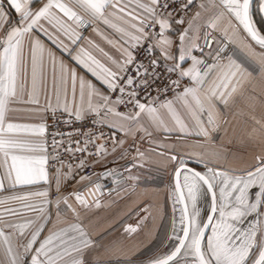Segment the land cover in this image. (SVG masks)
<instances>
[{
	"label": "snow or ice",
	"instance_id": "6c2138e0",
	"mask_svg": "<svg viewBox=\"0 0 264 264\" xmlns=\"http://www.w3.org/2000/svg\"><path fill=\"white\" fill-rule=\"evenodd\" d=\"M174 2L0 0V168L4 169L0 190L5 189V179L12 188L48 183L47 145L43 140L37 143L20 138L21 134L43 138L47 132L46 125L15 123L9 117L14 110L12 106L20 102L21 95L29 88V76V100L26 102L40 104L46 63L56 99L53 107L45 92L47 108L53 111L62 108L77 121L86 114H94L95 117L101 112L106 116L114 115L121 121L135 122L136 130L148 137L152 132L140 123L142 115L148 118L155 131L169 135L176 132L178 140L195 136L200 138L197 140L200 143V140L208 141L212 133L226 123L220 119V106L227 108L230 102L240 97L249 101L250 108L255 107L259 98L246 94L256 80L264 83V34L256 28L251 15L253 0H199L198 4L196 0H183L180 8L185 14L193 7L199 9L187 19L184 16L176 18L172 11H168L170 3ZM5 3L19 14L14 24L4 8ZM258 3L260 10L264 11V0H258ZM101 23L118 34L114 41L94 28L97 35L120 52L119 59H114L94 41L89 43L98 55L80 47L83 31ZM174 24L187 26L173 29ZM154 28H158L155 36L149 31ZM170 29L178 35V56L172 52L175 41L165 34ZM40 33L106 85L108 94L58 59L41 39ZM214 33H219V37ZM144 42L151 43L147 51L159 48L165 61H176L168 66L167 71L178 73L180 79L171 80L170 86L162 90L164 93L173 91V99L161 101L159 92L155 100L147 103L137 98L140 95L137 87L146 89L151 86L150 78L152 82L158 79L155 72L157 60L152 58L146 66L136 61L133 54V50ZM76 48L79 52L72 55ZM206 48L211 60L193 54L194 50L203 53ZM188 59L191 66L182 68V63ZM130 67L135 70V75L129 73ZM183 78L188 82L182 86ZM111 93H118L115 100ZM261 96L264 97V91ZM259 102L264 105V99ZM128 104L136 109L134 114L115 109V105ZM165 114L171 123L165 120ZM253 120L264 133V122L255 117ZM119 127L126 134L133 131L131 128L125 130L123 123ZM256 131L254 128L253 132ZM81 135L87 137L85 147H77L76 152L86 151L87 143L93 142V133ZM58 146L59 142L54 140L53 149ZM158 147L168 148L166 144ZM115 148L114 144V151ZM65 150L71 151V148L66 147ZM100 151H104L103 145ZM172 151L174 154L166 158L176 165L171 199L174 209L179 205V231L173 228L169 252L154 258L149 264H264V154L257 156L255 163L239 170L221 166V157L217 154L205 163L204 171H199L185 163L175 146ZM137 152L140 160L146 162L145 153L139 149ZM159 155L163 157L165 152ZM120 158H123V153ZM85 166L86 162L81 160L80 169ZM139 166L143 167V164ZM100 175L107 178L116 175V171L108 169ZM79 179L84 181L91 177L81 175ZM59 183L58 177L57 192ZM94 188L99 192L101 185L95 183ZM48 197L49 192L42 190L0 199V207H4L8 216L25 215L17 208L8 207L10 202H18L20 208L36 213L35 217L21 221H9L0 213V247L6 257L0 264H105L99 258L94 259L98 252L97 242L80 221L77 207L69 202L74 197L80 206L90 208L92 204L81 192L57 197L56 224L64 226H54L42 237L46 224L50 222V213L45 206L53 203ZM202 197L209 204L206 211H202L200 206ZM33 198L43 199L37 202ZM61 203L65 209L60 208ZM93 203L99 207L98 200ZM65 210L73 213L71 222L67 217H61Z\"/></svg>",
	"mask_w": 264,
	"mask_h": 264
},
{
	"label": "crops",
	"instance_id": "0c3cea01",
	"mask_svg": "<svg viewBox=\"0 0 264 264\" xmlns=\"http://www.w3.org/2000/svg\"><path fill=\"white\" fill-rule=\"evenodd\" d=\"M196 3L198 4L199 0H196ZM252 7L254 8H251V15L255 23L253 10L254 13L262 14H264V11L260 10L258 0H253ZM4 8L9 12V18L12 23H16L19 14L14 9H11L7 3L4 4ZM197 10H199L198 7H193L192 14ZM42 23H45V26H47L46 22ZM186 26V24H174L173 29H182ZM94 28L98 29L100 33H103L109 39L114 41L118 39V34L101 23L88 28L83 33L84 39L80 41V47L87 48L93 54H97L89 43L90 41H94L100 47L104 48L114 59H119L120 52L112 45H109L101 35H97ZM201 31L203 32L204 30L202 29ZM165 34L175 41L172 52L178 56V35L172 29L168 30ZM214 35L219 37L220 34L214 33ZM40 36L47 47L56 54L58 59L63 60L67 66L74 68L78 76L91 81L101 92L108 94L106 85L97 80L96 77L82 66L78 65L67 52L58 49L43 33H40ZM249 42H251L250 38ZM65 43L68 42L65 40ZM200 43L202 44L203 41H200ZM251 43L256 47L254 42ZM155 50L162 58L160 49L156 48ZM257 50H259L258 47ZM208 51L207 48L203 53L194 50L193 54L199 56L201 59L211 60L212 58L208 56ZM77 52H79V48H76V51L72 55H75ZM101 59L111 66L110 62L103 58ZM166 62L172 64L176 61ZM181 66L182 68L190 67L191 60H186ZM29 91L30 76L29 88L21 95L20 102L12 106L14 110L9 113L10 120L15 123L45 124L47 115L53 112L52 108H47L45 92L50 97L51 105L53 107L56 105V99L53 95L51 72L47 67V63L43 91L39 96V105L26 102L29 100ZM262 91H264V83L260 80H256L248 89L246 96L252 95L259 98L254 108L248 106L249 101L246 98L240 97H237L235 102H230L227 108L220 106V119L226 121V123H222L212 133L208 141L200 140V143H197V140L200 138L195 136L178 140V134L176 132L169 135L155 131L148 118L142 115L140 123L152 132V136L148 137L144 133L136 130L137 125L135 122L121 121L119 117L114 115L106 116L101 112L100 116L103 124L119 132L121 134L120 142L123 143L116 144L115 151L112 147L103 152L102 157L99 159L100 162L96 163V167L100 172L96 178L80 181L79 177L81 175L75 170L67 169L58 174H51L47 168L49 177L47 184L40 182L37 185L12 188L5 179V189L0 190V199L14 194L47 190L49 192L48 199L53 203L50 206H45L50 213V222L45 226V232L42 233L43 237L54 226H64L63 224H56L55 201L57 198H53L54 193H57L61 197L70 196L74 192H81L87 185L101 179L100 174L105 170H115L116 173L123 170L125 181L116 187L115 192L94 199L99 201V207H96L93 203L94 200L90 201L86 195H84L85 198L92 204L90 208L80 206L74 197H71L69 202L74 207H77L80 213V221L86 231L89 232L91 238L97 242L96 247L98 252L94 259L99 258L105 261V264L149 263L154 258L161 257L169 252L173 243L171 239L173 228L175 227L176 231H179V205L174 209V202L171 199L173 170L176 165L166 158L167 155L174 154L172 149L175 146L176 150L181 152V158L185 163L199 171H204L205 163L214 159L217 154L221 157L219 164L224 168L239 170L255 163L256 157L264 154V133L260 132L259 126L253 120V117H255L264 122V105L259 102L260 99H264L261 96ZM69 100H71L70 95ZM78 102L79 98L77 96ZM177 108L179 110V105H177ZM115 109L117 110L116 105ZM55 111L63 112L62 108L56 109ZM135 111L128 114H134ZM181 114L182 116L184 115L183 112ZM87 115L90 114H86L85 116ZM164 118L171 123L167 114H165ZM186 122L191 123L187 120ZM121 123H123L125 130L131 128L133 131L128 134L125 131H121L119 127ZM113 124L116 127H112ZM254 128L257 129L256 132H253ZM20 138L37 143L43 140L45 143V136L41 138L30 134H21ZM160 144H166L168 146L167 150L158 147ZM137 149L145 153L147 157L146 162L140 160ZM160 152H165V156H160ZM121 153H123V158H120ZM134 164L136 166H133ZM141 164H143V167L139 166ZM208 166L213 165L209 164ZM3 173L4 169L0 168V177L3 176ZM58 177L60 182L59 192H57ZM129 177H136L137 179H129ZM105 179L102 178V180ZM33 199L38 202L43 198ZM200 206L202 211H206L209 207L207 199L202 197ZM8 207L17 208L19 211L25 212V215L22 217H11L7 213H4V207H0V213H3L9 221H21L36 216L35 212L20 208L18 202H10ZM60 208L65 209V205L61 203ZM61 217H67V220L71 222L73 220V213L65 210L61 213ZM129 227L136 230L128 231ZM5 260L6 257L3 248L0 247V261Z\"/></svg>",
	"mask_w": 264,
	"mask_h": 264
},
{
	"label": "built area",
	"instance_id": "2783aa9c",
	"mask_svg": "<svg viewBox=\"0 0 264 264\" xmlns=\"http://www.w3.org/2000/svg\"><path fill=\"white\" fill-rule=\"evenodd\" d=\"M183 0H175L174 3H170L168 11H172L176 18L184 16L187 19L193 11H182L180 5ZM88 30L85 29L83 33ZM155 36L158 28L149 29ZM151 47L150 42H144L142 46L137 47L133 50L136 61L143 62L146 66L152 58H155L158 62L155 72L158 75V79L154 82L150 78V87L146 89L136 88V91L140 93L138 99L142 103H147L150 100H155L159 92V99H173V91L164 93L162 90L165 87H169L171 80L180 79L178 73L168 72L167 68L171 64L162 59L156 52L152 50L151 52L146 49ZM129 73L135 75V70L129 68ZM188 81L186 78L181 80L182 86ZM135 87V86H134ZM175 91H180V89H175ZM108 92V90H107ZM113 100L116 99L118 93H111ZM127 99V97H125ZM119 112L131 113L136 109H133L130 104L116 105ZM47 132L45 134V144L47 145V155H49V160L47 168L51 174H58L64 170L72 169L75 170L80 175L90 176L91 179L96 178L99 175V170L96 167V161H98L105 150L113 147V145L118 144L121 140V134L105 124L101 123V116L95 117L94 114L85 116L82 120L77 121L74 117L69 116V114L61 111H53L47 115L46 123ZM103 133L102 137L100 133ZM81 133H93V142H89L86 145L87 150L84 152H76L77 147H85L84 141L87 139L85 135ZM59 142V146L54 150L53 141ZM75 141H80V144L74 143ZM104 146V151H100V146ZM70 147L71 151H66L65 148ZM58 153V156H57ZM83 160L86 162V166L83 170L80 169L79 163ZM97 181V180H96ZM95 182V181H94ZM58 194L54 193L53 198H57Z\"/></svg>",
	"mask_w": 264,
	"mask_h": 264
},
{
	"label": "water",
	"instance_id": "95a60500",
	"mask_svg": "<svg viewBox=\"0 0 264 264\" xmlns=\"http://www.w3.org/2000/svg\"><path fill=\"white\" fill-rule=\"evenodd\" d=\"M188 166L192 167L190 165H188ZM192 168H194V167H192ZM195 170H197V169H195ZM123 175H124L123 170L117 172L116 175H114V176L107 177L105 180H102V178H104V177H102L100 175L101 179L87 185L85 188H83L81 193L83 195H86L87 198L90 199V201L91 200L93 201L96 198H100V197H103L107 194L115 192L116 187L125 181V178L123 177ZM117 181H119V182L117 183ZM95 183H99L101 185V190L99 192L95 191V188H94ZM92 193H95V195H93ZM142 264H149V263H142Z\"/></svg>",
	"mask_w": 264,
	"mask_h": 264
},
{
	"label": "rangeland",
	"instance_id": "374dc122",
	"mask_svg": "<svg viewBox=\"0 0 264 264\" xmlns=\"http://www.w3.org/2000/svg\"><path fill=\"white\" fill-rule=\"evenodd\" d=\"M254 8V7H252ZM256 8V7H255ZM259 12V11H258ZM253 14H254V19H255V26L257 29H259L261 31V34H264V14L262 13H254L253 10ZM173 182V181H172Z\"/></svg>",
	"mask_w": 264,
	"mask_h": 264
}]
</instances>
